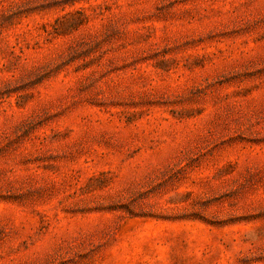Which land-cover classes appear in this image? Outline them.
<instances>
[{
  "label": "rangeland",
  "instance_id": "1",
  "mask_svg": "<svg viewBox=\"0 0 264 264\" xmlns=\"http://www.w3.org/2000/svg\"><path fill=\"white\" fill-rule=\"evenodd\" d=\"M0 264H264V0H0Z\"/></svg>",
  "mask_w": 264,
  "mask_h": 264
}]
</instances>
